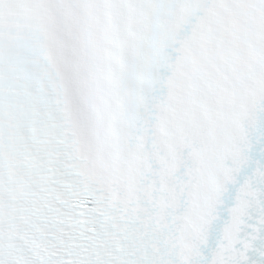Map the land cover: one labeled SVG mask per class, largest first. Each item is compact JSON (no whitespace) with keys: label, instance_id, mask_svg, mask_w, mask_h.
<instances>
[{"label":"snow or ice","instance_id":"1","mask_svg":"<svg viewBox=\"0 0 264 264\" xmlns=\"http://www.w3.org/2000/svg\"><path fill=\"white\" fill-rule=\"evenodd\" d=\"M0 264H264V0H0Z\"/></svg>","mask_w":264,"mask_h":264}]
</instances>
